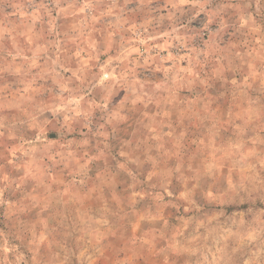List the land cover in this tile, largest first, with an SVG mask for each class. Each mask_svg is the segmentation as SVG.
<instances>
[{
    "label": "rangeland",
    "instance_id": "1",
    "mask_svg": "<svg viewBox=\"0 0 264 264\" xmlns=\"http://www.w3.org/2000/svg\"><path fill=\"white\" fill-rule=\"evenodd\" d=\"M0 264H264V0H0Z\"/></svg>",
    "mask_w": 264,
    "mask_h": 264
}]
</instances>
